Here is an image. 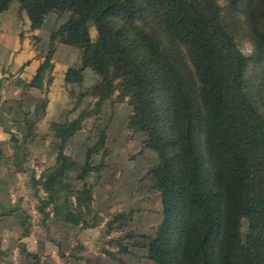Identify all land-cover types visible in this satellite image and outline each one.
<instances>
[{"label": "trees", "instance_id": "1", "mask_svg": "<svg viewBox=\"0 0 264 264\" xmlns=\"http://www.w3.org/2000/svg\"><path fill=\"white\" fill-rule=\"evenodd\" d=\"M12 1L26 11L32 30L51 11L67 14L50 32L28 86H41L56 45L64 43L81 51L65 83L80 81L85 68L102 78L92 87L98 109L115 90L120 98L125 86L133 88L128 125L145 130L159 156L152 173L163 198V219L146 257L155 264H264V114L246 78L249 62L264 59V0L227 1L247 10L250 56L238 48L218 0H0V13ZM90 112L50 124L60 146L57 166L42 182L49 197L39 207L42 212L52 203L61 220L85 227L80 209L91 201V190L84 179L97 167L89 163L92 149L79 167L64 147ZM75 169L82 188L57 204L67 173Z\"/></svg>", "mask_w": 264, "mask_h": 264}, {"label": "rangeland", "instance_id": "2", "mask_svg": "<svg viewBox=\"0 0 264 264\" xmlns=\"http://www.w3.org/2000/svg\"><path fill=\"white\" fill-rule=\"evenodd\" d=\"M227 1L218 0L227 21L231 22L238 48L242 53H246L251 47V54H248L250 56L253 54L254 45L247 10L229 7ZM7 8L17 9L21 18H28L18 1H12ZM66 17V13H47L42 22L43 33L55 30ZM89 35L92 41L96 40L97 31L93 24L89 25ZM74 47L76 52L81 54L80 49ZM246 78L249 92L258 109L264 114V59L255 58L249 62ZM101 79L90 68H85L80 81L66 83L67 100L63 105V115L58 121L53 120L45 127L35 126L37 120L30 119L27 122L31 123L32 127L26 130V135H32L33 140L28 141L30 136H21L15 128L14 132L10 133L11 143L8 140L0 141V166H3L0 171V195L3 199L16 194L15 197L27 200L28 206L25 210H32L39 220H42L40 227L31 228V224L28 229L35 233L41 230L56 231V224L46 223L47 219L61 220L54 214L53 204L46 205L42 212L39 209L42 202L49 197L50 193L43 188L42 182L57 166L60 146V141L50 124L70 121L84 110L91 111L89 116L82 119L80 128L66 140L64 147V154L79 167L85 161L87 150L92 149L89 163L93 168L97 167L84 179L91 190V201L80 209L87 226L79 225L83 230L88 226L94 227L98 236L96 241L99 242L97 246L103 250L105 246H114L119 250L126 248L135 256L144 253L146 257L149 239L155 235L163 219L162 191L152 173V169L159 162V156L155 148L148 143L147 132L128 125L133 111L129 103V98L134 92L131 86L122 89L120 98V91L115 90L101 102L100 108H97V96L93 94L92 87ZM101 134L104 137L103 142L99 144ZM22 167L27 169L26 173L21 172ZM77 173L78 169L67 173L64 179L65 190L61 192V197L57 195L60 197L57 204L63 203V194L68 195L72 190L82 188L84 183L76 178ZM22 183L26 185L25 188L20 187ZM9 224V220H3L0 222V228L8 229ZM246 233L247 220L243 218L240 223L243 239ZM107 252L112 258H116L113 252Z\"/></svg>", "mask_w": 264, "mask_h": 264}, {"label": "crops", "instance_id": "3", "mask_svg": "<svg viewBox=\"0 0 264 264\" xmlns=\"http://www.w3.org/2000/svg\"><path fill=\"white\" fill-rule=\"evenodd\" d=\"M50 32L44 34L43 25L32 30L29 19L21 18L17 9L7 8L0 13V141L11 143L10 133L15 128L21 136H30V141L34 137L26 135L27 121L37 120L35 126L48 127L63 115L67 100L65 72L81 61L74 46L58 43L50 60L49 76L40 87L27 85L44 60ZM26 170L22 167L21 172ZM1 179L0 174V182ZM20 187L26 185L22 183ZM15 196L2 199L0 195V222H10L8 229L0 228V264H154L144 253L135 256L114 246H105V250L98 247L93 226L83 230L80 225L47 219V225L54 223L57 230L35 233L28 228L31 224V228L40 227L42 220L32 210H25L27 200Z\"/></svg>", "mask_w": 264, "mask_h": 264}, {"label": "clouds", "instance_id": "4", "mask_svg": "<svg viewBox=\"0 0 264 264\" xmlns=\"http://www.w3.org/2000/svg\"><path fill=\"white\" fill-rule=\"evenodd\" d=\"M251 51H252V48L249 47V48H248V51H247L246 53H243V54H245V55L251 54Z\"/></svg>", "mask_w": 264, "mask_h": 264}]
</instances>
